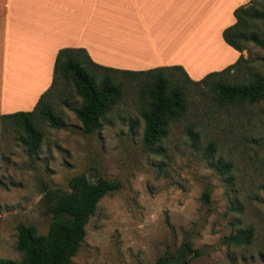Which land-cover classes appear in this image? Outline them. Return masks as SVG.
I'll list each match as a JSON object with an SVG mask.
<instances>
[{
	"label": "rangeland",
	"instance_id": "obj_1",
	"mask_svg": "<svg viewBox=\"0 0 264 264\" xmlns=\"http://www.w3.org/2000/svg\"><path fill=\"white\" fill-rule=\"evenodd\" d=\"M252 32L264 40V21H254ZM241 53L248 64L234 69L230 82H247V67L264 79V50L249 42ZM121 80L123 99L91 134L68 107L81 104L72 87L55 90L50 102L60 128L40 122L43 137L32 156L13 123L0 119V258L20 259L19 225L48 231L44 192L69 191V179L83 174L90 182L117 181L120 189L99 202L70 264H155L184 241L200 251L191 264H264V101L223 107L206 86L189 85L185 115L151 150L143 144V79ZM219 159L231 164V185L214 168ZM248 227V245L226 240Z\"/></svg>",
	"mask_w": 264,
	"mask_h": 264
},
{
	"label": "trees",
	"instance_id": "obj_2",
	"mask_svg": "<svg viewBox=\"0 0 264 264\" xmlns=\"http://www.w3.org/2000/svg\"><path fill=\"white\" fill-rule=\"evenodd\" d=\"M234 17L235 24L222 32L224 42L239 53L247 50L249 42L264 50V40L252 32L254 21H264V0H250L249 5L234 11ZM241 64H248L243 56L227 68L193 81L179 66L139 72L121 71L93 63L84 49L62 48L55 58L52 84L35 108L29 112L0 115V119L13 123L19 133L17 141L32 156L38 151L43 137L40 122L60 128V119L50 102L55 90L63 86L72 87L81 104L68 107L81 124L83 133L91 134L101 130L102 118L123 99L125 88L121 79L139 78L143 79L140 87L145 107L141 114L144 121L143 144L153 150L166 137L169 124L185 115L191 91L189 85L206 86L215 102L223 107L255 105L264 101V79L253 73L250 67L243 73L249 79L247 82H230L232 71ZM187 134L194 139L191 128H188ZM212 151V145H208L206 159L211 158ZM214 168L224 182L231 185V164L219 159ZM68 189L44 192L45 211L51 216L48 231L38 234L32 226L19 225L16 250L20 259L0 258V264H70L84 242L86 226L96 213L99 202L119 190L120 184L102 177L90 182L81 174L69 179ZM203 200L209 203L208 192L203 193ZM252 238L253 228L248 227L226 237V240L241 246L248 245ZM199 256L200 251L184 241L177 250H166L155 264H191Z\"/></svg>",
	"mask_w": 264,
	"mask_h": 264
},
{
	"label": "crops",
	"instance_id": "obj_3",
	"mask_svg": "<svg viewBox=\"0 0 264 264\" xmlns=\"http://www.w3.org/2000/svg\"><path fill=\"white\" fill-rule=\"evenodd\" d=\"M250 0H0V115L32 111L62 48L121 71L181 67L198 81L242 53L222 32Z\"/></svg>",
	"mask_w": 264,
	"mask_h": 264
}]
</instances>
